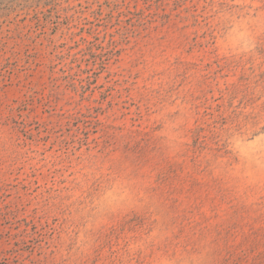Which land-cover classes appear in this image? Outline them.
I'll return each instance as SVG.
<instances>
[{
  "label": "rangeland",
  "instance_id": "obj_1",
  "mask_svg": "<svg viewBox=\"0 0 264 264\" xmlns=\"http://www.w3.org/2000/svg\"><path fill=\"white\" fill-rule=\"evenodd\" d=\"M0 264H264V0H0Z\"/></svg>",
  "mask_w": 264,
  "mask_h": 264
}]
</instances>
